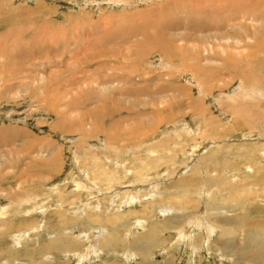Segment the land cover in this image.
Listing matches in <instances>:
<instances>
[{
    "label": "rangeland",
    "instance_id": "rangeland-1",
    "mask_svg": "<svg viewBox=\"0 0 264 264\" xmlns=\"http://www.w3.org/2000/svg\"><path fill=\"white\" fill-rule=\"evenodd\" d=\"M0 35V264H264V0H0Z\"/></svg>",
    "mask_w": 264,
    "mask_h": 264
},
{
    "label": "bare ground",
    "instance_id": "bare-ground-1",
    "mask_svg": "<svg viewBox=\"0 0 264 264\" xmlns=\"http://www.w3.org/2000/svg\"><path fill=\"white\" fill-rule=\"evenodd\" d=\"M196 2H197V1H196ZM254 2H256V0H254ZM38 4H39V3H38ZM258 4H259V3H258ZM260 4H261V1H260ZM41 5H42V4H41ZM254 5H255V4H254ZM181 7H182V6H181ZM183 8H184V7H183ZM155 11H156V10H155ZM157 11H158V10H157ZM237 12H238V11H237ZM110 14H111V13H110ZM182 14H183V13H182ZM250 14H252V13H250ZM238 15H240V14L238 13ZM248 15H249V14H248ZM3 17L5 18V20H8V21L11 20V19H13V16H9V17H8L7 14H5V16H3ZM15 18H16V17H15ZM162 18H163V17H162ZM162 18H161V19H162ZM165 18H168V17H165ZM193 18H197V17H193ZM232 18H233V17H232ZM237 18H238V17H237ZM251 19H252V18H251ZM253 19H254V18H253ZM13 20H14V19H13ZM166 20H167V19H166ZM168 20H169V19H168ZM249 20H250V19H249ZM254 20L257 21L258 19H257V20L254 19ZM260 20H261V19H260ZM22 21H23V20H22ZM164 21H165V20H164ZM234 21H235V20H234ZM165 22H166V21H165ZM168 22H169V21H168ZM168 22H167V23H168ZM174 22H175V20L172 19L171 23H174ZM232 22H233V21H232ZM167 23H166V24H167ZM227 23H228V22H227ZM233 23H234V22H233ZM237 23H238V21H237ZM254 23H255V22H254ZM168 24H169V23H168ZM129 25H130V24H129ZM170 25H171V24H170ZM189 25H190V24H189ZM196 25H197V24H196ZM232 25H233V24H232ZM234 25H235V24H234ZM198 26L200 27V25H198ZM168 27H172V25H171V26H167V28H168ZM202 27H203V26H202ZM108 28H109V27H108ZM203 28H204V27H203ZM212 28H213V27H212ZM105 29H106V28H105ZM127 29H128V28H127ZM242 29H243V28H242ZM140 30H141V28H140ZM237 30H238V28H237ZM237 30H236V31H237ZM254 30H256V29H254ZM126 31H127V30H126ZM247 31H248V30H247ZM257 31H258V30H257ZM257 31H256V32H257ZM13 32H14V31H13ZM129 32H130V31H129ZM132 32H133V31H132ZM207 32H208V31H207ZM227 32H228V31H227ZM14 33H15V32H14ZM113 33H114V32H113ZM211 33H213V32L211 31ZM224 33H225V32H224ZM228 33H229V32H228ZM228 33H227V34H228ZM230 33H231V32H230ZM260 33H261V32H260ZM141 34H142V32H141ZM247 34H248V32H247ZM247 34H246V38H247V37H250V38H251V36H247ZM1 35H2V34H1ZM1 35H0V36H1ZM106 35H107V34H106ZM106 35H104L105 38H107ZM111 35H112V34H111ZM119 35H121V34H119ZM136 35H137V34H136ZM209 35H211V34H209ZM107 36H108V35H107ZM116 36H117V37H120V36H118V35H115V37H116ZM143 36H144V35H143ZM213 36H214V35H213ZM234 36H235V35H234ZM234 36H233V37H234ZM20 37H21V35H20ZM111 37H112V36H111ZM115 37H114V38H115ZM121 37H122V35H121ZM175 37H176V36H175ZM239 37H240V36H239ZM21 38H22V37H21ZM112 38H113V37H112ZM208 38H209V37H208ZM240 38H241V37H240ZM101 39H102V38H101ZM210 39H211V38H210ZM248 39H249V38H248ZM231 40H232V39H231ZM240 40H242V39H240ZM250 40H252V38H251ZM111 41H112V40H111ZM228 41H229V40H228ZM253 41H254V40H253ZM20 42H21V41H20ZM130 42H131V41H130ZM16 43H17V42H16ZM102 43H103V42H102ZM126 43H127V42H126ZM248 45H249V44H248ZM99 46H100V45H99ZM182 51H183V50H182ZM212 52H213V51H212ZM76 53H77V52H76ZM13 55H14V54H13ZM215 55H216V54H215ZM225 55H226V54H225ZM210 58H211V57H210ZM212 58H213V57H212ZM227 58H228V57H227ZM206 62H208V61H206ZM209 62H211V61H209ZM217 63H218V62H217ZM5 64H6V63H5ZM0 66H2V65H0ZM214 68H216V67H214ZM114 82H115V81H114ZM110 87H111V86H110ZM148 92H149V91H148ZM129 96H130V95H129ZM131 97H132V96H131ZM111 108H112V107H111ZM113 114H114V113H113ZM72 124H73V123H72ZM119 132H120V131H119ZM202 154H203V153H202ZM240 155H241V154H240ZM50 156H51V155H50ZM200 163H201V162H200ZM202 163H203V162H202ZM156 165H157V164H156ZM72 166H73V165H72ZM25 176H26V175H25ZM208 176H209V175H208ZM181 177H182V176H181ZM123 181H124V180H123ZM76 185L78 186V184H76ZM79 185H80V184H79ZM88 186H90V184H88V185L86 186V188H88ZM79 187H80V186H79ZM170 187H171V186H170ZM94 188H95V187H94ZM173 188H174V187H173ZM111 189H112V188H111ZM30 194H31V193H30ZM25 196H26V195H25ZM27 199H29V198H27ZM106 199H107V198H106ZM236 200H237V199H236ZM27 201H28V200H27ZM99 204H100V203H99ZM79 206H80V205H79ZM251 207H253V206H251ZM65 208H66V207H65ZM65 208H63V209H65ZM5 210H6V209H5ZM59 210H60V209H59ZM159 210H160V209H159ZM42 212H44V211H42ZM38 213H39V212H38ZM44 213H45V212H44ZM143 213H144V212H143ZM1 214H2V213H1ZM25 214H26V213H25ZM0 217H1V215H0ZM0 219H1V218H0ZM73 219H74V218H73ZM147 219H148V218H147ZM163 220H164V219H163ZM81 222H83V221H81ZM102 223H103V222H102ZM80 224H81V223H80ZM99 225H100V223H99ZM107 225H108V224H107ZM102 226H103L102 228L104 229L105 233H106V230L110 231V230L108 229V227H105V226H104V223H103ZM35 227H36V226H35ZM115 227H117V226H115ZM36 228H37V227H36ZM97 228H99V227L96 226L95 228H92L91 231H93L94 229H97ZM102 228H101V229H102ZM115 229H116V228H115ZM115 229H114V232H115ZM139 229H140V228H139ZM112 230H113V229H112ZM116 230H117V229H116ZM210 231H212V230H210ZM210 231H209V232H210ZM112 233H113V232H112ZM112 233H111V234H112ZM98 234H99V233H98ZM112 235H114V234H112ZM15 236H16V235H15ZM32 236H33V235H32ZM110 236H111V235H110ZM124 236H125V235H124ZM108 237H109V235H108ZM16 238L19 239L18 236H17ZM97 238H98V237H97ZM20 239H21V238H20ZM107 239H108V238H107ZM89 247H90V246H89ZM58 250H59V249H58ZM75 254H76V253H75Z\"/></svg>",
    "mask_w": 264,
    "mask_h": 264
}]
</instances>
